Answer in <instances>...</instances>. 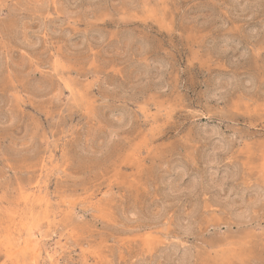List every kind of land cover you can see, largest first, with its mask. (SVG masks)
I'll use <instances>...</instances> for the list:
<instances>
[{"label": "rangeland", "instance_id": "obj_1", "mask_svg": "<svg viewBox=\"0 0 264 264\" xmlns=\"http://www.w3.org/2000/svg\"><path fill=\"white\" fill-rule=\"evenodd\" d=\"M0 264H264V0H0Z\"/></svg>", "mask_w": 264, "mask_h": 264}]
</instances>
